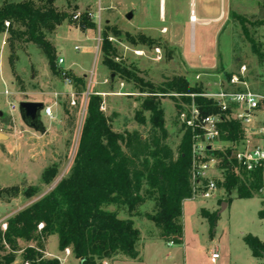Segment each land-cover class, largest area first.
Masks as SVG:
<instances>
[{
	"label": "rangeland",
	"instance_id": "obj_1",
	"mask_svg": "<svg viewBox=\"0 0 264 264\" xmlns=\"http://www.w3.org/2000/svg\"><path fill=\"white\" fill-rule=\"evenodd\" d=\"M25 1L0 0V8ZM33 1L39 6L44 4L42 0ZM195 1L196 8L190 0H56L55 7L70 19L53 32L45 31L46 38L57 47L55 65L60 71L52 72L53 78L46 85L43 81L48 78L49 63L43 51L22 38L11 39L8 33H0V134L4 136L0 138V190L19 187L21 192L17 197H12L11 191L0 196V228L4 230L12 217L49 194L69 175L90 96L101 98V111L114 132H137L149 139L151 114L142 111V103L155 96L152 91L174 78H184L191 87L214 94L232 90L231 78L237 76L252 91L264 94V58L254 51L256 48L264 54V0ZM85 14L95 28L83 32L74 17ZM105 42L112 47L110 59L142 79V84L114 74L105 66ZM88 48L90 53L86 52ZM60 59L63 65H59ZM68 67L73 71L66 70ZM64 70L72 76H85L82 94L77 87L66 85L61 73ZM71 93L75 95V106ZM38 95L54 112L53 119L42 114L44 134L29 129L19 113V101ZM156 96L165 114L166 144L177 157L185 130L178 121L173 93ZM138 113L145 118L144 124L136 120ZM26 132L36 137L30 139ZM229 146L217 143L214 148L225 152ZM53 166L58 168L57 176L46 185L43 172ZM222 176L219 169L211 173L215 183L222 182ZM31 186L38 189V194L27 199L22 193ZM263 199L257 193L251 199H239L233 190L230 194L216 191L210 199L198 196L186 200L183 240L174 245H169L148 219L155 203L147 196L133 217L126 208L111 206L109 211L118 212L123 220L131 218L141 234L138 256L117 264H214L213 252L219 254L215 264H264V258H255L244 241L253 235L264 242V218L259 215L264 209ZM204 210L216 214L214 226L202 214ZM47 249L60 260L65 257L56 235L48 240ZM65 264L78 262L69 257Z\"/></svg>",
	"mask_w": 264,
	"mask_h": 264
},
{
	"label": "trees",
	"instance_id": "obj_2",
	"mask_svg": "<svg viewBox=\"0 0 264 264\" xmlns=\"http://www.w3.org/2000/svg\"><path fill=\"white\" fill-rule=\"evenodd\" d=\"M42 1V6L33 0H26L1 7L0 33H8L11 39L22 38L36 45L45 54L51 71L59 74L55 65L57 50L46 38L45 31H55L70 18L55 7V0ZM88 17L85 14L74 19L83 32L95 28ZM11 47L14 48L12 43ZM111 51V44L105 42V66L114 74H123L129 80L142 84V79L110 59ZM254 51L258 57L264 58V54L256 48ZM68 76L82 94L86 88L85 79ZM172 93L181 95L179 99L172 96L176 104L180 100L191 103L189 95L203 94L202 90L191 87L184 78H174L152 91L151 94L155 96L142 103V111L151 114L152 132L149 139H143L137 132H114L109 119L101 111V98L90 96L69 175L49 194L12 217L6 223V230L0 228V264H60L58 259H46L42 254L44 242L53 235L58 237L60 251L71 248L80 264H99L119 255L136 258L140 231L131 219H120L118 212L109 211L108 208L124 207L133 217L135 210L146 202V196L155 203V210L148 215V219L161 230L165 241L181 244L183 203L193 198L192 134L190 131L184 133L175 157L166 144L168 131L165 114L156 96ZM195 102L204 115L218 112L205 98L198 96ZM136 120L140 124L145 123L140 113L136 114ZM222 130L227 134L222 136L224 141H235L239 137L240 126L228 122L222 125ZM214 155L222 159L221 167L226 169L224 181H218V187L228 194L236 190L239 199L253 198L259 189V178L251 184L242 181L229 169L230 152L227 156L221 152H214ZM57 173V166L46 168L42 175L44 184L50 185ZM8 191H11L12 197L21 193L19 187H12L0 190V196ZM22 194L27 199H33L38 189L31 186ZM202 214L208 218L211 226L216 224V214L211 215L205 210ZM259 215L264 218V209ZM40 225H43L42 230H39ZM244 241L255 258L264 257V242L253 235L245 237Z\"/></svg>",
	"mask_w": 264,
	"mask_h": 264
},
{
	"label": "built area",
	"instance_id": "obj_3",
	"mask_svg": "<svg viewBox=\"0 0 264 264\" xmlns=\"http://www.w3.org/2000/svg\"><path fill=\"white\" fill-rule=\"evenodd\" d=\"M80 15L75 16L78 19ZM8 26V23L6 24ZM78 49V48H77ZM159 51V50H157ZM143 55V52H140ZM59 65L64 64V60L58 61ZM245 68H242L244 73ZM67 86H73V80L64 70L61 72ZM232 90H221L214 94L203 93L201 95H189L191 103L179 101L176 104L178 109L177 117L183 129L192 134V186L193 198L201 196L210 199L216 191L220 190L217 183L212 179L211 173L219 169L224 181L226 169L221 167L222 159L214 155V145L217 143H227L229 148L221 152L227 156L232 170L242 181L248 184L254 183L259 178L260 185L258 195L264 197V94L252 91L247 83L237 76L231 78ZM237 88H241L240 90ZM72 105H76L75 95L70 94ZM178 98L181 95H175ZM202 97L211 102V106L216 108V114L204 115L201 108L196 104L195 98ZM103 110V108H101ZM45 117L54 118L53 108L45 105L42 111ZM228 122H235L240 126L239 137L235 141H224L222 125ZM211 147L209 150L208 148ZM264 200V199H263ZM7 225H4L6 230ZM43 225L39 226V230ZM67 256L72 254L69 248L64 250ZM212 262L219 260V254L213 253ZM29 264V263H25Z\"/></svg>",
	"mask_w": 264,
	"mask_h": 264
},
{
	"label": "crops",
	"instance_id": "obj_4",
	"mask_svg": "<svg viewBox=\"0 0 264 264\" xmlns=\"http://www.w3.org/2000/svg\"><path fill=\"white\" fill-rule=\"evenodd\" d=\"M186 1V3L188 2V0H185ZM191 2V5L193 6V7H195L196 8V1L195 0H190ZM55 6L56 7H58L57 6V4H56V0H55ZM69 6V5H68ZM75 8H77V12L78 13H81V12H79L78 11V7L77 6H75ZM203 14H205V16L206 17H208V15H207V13L205 12H203ZM190 17H191V15L189 16V19H190ZM193 18H195L196 19V17L194 16ZM197 20V19H196ZM190 22H191V20H190ZM198 22V21H197ZM175 23H176V21H175ZM56 47V46H55ZM76 48V47H75ZM56 50H57V47H56ZM86 52L87 53H90L91 52V50H90V48H88L87 50H86ZM57 53H58V50H57ZM2 69H3V67H2ZM66 70H68V71H73L70 67H68V68H66ZM2 72H3V70H2ZM0 73H1V66H0ZM74 73V72H73ZM74 75H76L77 77H79V75L77 74V73H74ZM46 76H48V78H46L44 81H43V84L44 85H46L48 82L47 81H51L52 80V78H53V74H52V71H51V69H50V67H49V72H48V75H46ZM45 76V77H46ZM83 78L86 80V78H85V76H83ZM11 80H12V78H10ZM69 89V91H70V88H68ZM26 101H29V102H42V103H44L45 105H47V106H49V104L47 103V101L44 99V98H42L41 97V95H38V97L37 98H35V99H28V100H26ZM21 101H19V103H20ZM26 135H27V137L28 138H30V139H33V138H35L36 136L34 135V134H32V133H30V132H26ZM26 137V136H25ZM24 137V138H25ZM221 193H222V191H221ZM185 202V201H184ZM127 219H129V218H127ZM127 219H125V220H127ZM131 219V218H130ZM54 236V235H53ZM53 236H50L49 238H47V240L44 242V246H43V248H42V254H43V256L46 258V259H58L59 261H60V264H65V262H66V259L67 258H69V257H74V256H72V255H70V256H67L63 251H60L61 253L63 252L64 253V258L62 259V260H60V257L59 256H57V255H54L53 253H51L48 249H47V243H48V240L51 238V237H53ZM163 238V237H162ZM140 239H141V234H140ZM59 241V240H58ZM140 241V240H139ZM261 241V240H260ZM168 244L169 245H174V241H168ZM138 245V244H137ZM136 251H137V246H136ZM213 253H216V252H213ZM212 253V254H213ZM137 254H139L138 252H137ZM212 256V255H211ZM76 259V258H75ZM125 259H131L130 257H127V256H123V255H119V256H117V257H115L114 259H112V260H107V261H104V262H102V263H99V264H117L118 262H120V261H122V260H125ZM76 261L78 262V264H80V260H78V259H76ZM212 261V260H211ZM218 261V260H217ZM216 261V262H217ZM216 262H212V263H216ZM18 263H20V260H18ZM262 264V263H261Z\"/></svg>",
	"mask_w": 264,
	"mask_h": 264
},
{
	"label": "water",
	"instance_id": "obj_5",
	"mask_svg": "<svg viewBox=\"0 0 264 264\" xmlns=\"http://www.w3.org/2000/svg\"><path fill=\"white\" fill-rule=\"evenodd\" d=\"M131 18V14L127 16ZM45 104L42 102H29L23 101L19 103V113L23 123L29 128L36 132L44 134L46 128L42 120V111L44 110ZM0 115H2L0 113ZM4 136L0 134V138ZM209 150L211 147L208 148ZM264 258V257H263Z\"/></svg>",
	"mask_w": 264,
	"mask_h": 264
},
{
	"label": "bare ground",
	"instance_id": "obj_6",
	"mask_svg": "<svg viewBox=\"0 0 264 264\" xmlns=\"http://www.w3.org/2000/svg\"><path fill=\"white\" fill-rule=\"evenodd\" d=\"M194 21H196V19L194 18Z\"/></svg>",
	"mask_w": 264,
	"mask_h": 264
}]
</instances>
